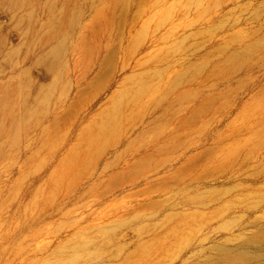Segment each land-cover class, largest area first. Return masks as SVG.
<instances>
[{
  "label": "rangeland",
  "instance_id": "obj_1",
  "mask_svg": "<svg viewBox=\"0 0 264 264\" xmlns=\"http://www.w3.org/2000/svg\"><path fill=\"white\" fill-rule=\"evenodd\" d=\"M116 1L0 0V264H205L264 223V49L224 63L264 0Z\"/></svg>",
  "mask_w": 264,
  "mask_h": 264
},
{
  "label": "bare ground",
  "instance_id": "obj_2",
  "mask_svg": "<svg viewBox=\"0 0 264 264\" xmlns=\"http://www.w3.org/2000/svg\"><path fill=\"white\" fill-rule=\"evenodd\" d=\"M115 1L116 0H114V2ZM126 1L127 0H119V2L123 4ZM58 21H60V19H58ZM53 23H54L53 29L58 28L55 26L58 23L55 24L56 21H54ZM59 46L52 47L49 55H47L48 57L50 56V59L45 57V60L49 59L47 66H50L49 67L50 69L52 68L51 66L55 64V60L59 57V54L61 52L60 51L61 45ZM258 48L264 49V38L248 45L242 50L231 53L224 62L225 66L227 68L229 67L233 68V67L240 65L245 59H247L246 57L248 55H250L252 52H255V50ZM148 89H149V85L145 81L140 82L137 88L133 91V97H139ZM9 112L10 111H9L8 101L6 99H4V101H0V119L5 117L7 114H9ZM14 121H16V119H14ZM21 127H22L21 121L17 120L13 128V132H12L13 136H15L18 133ZM104 128L107 129V126H105ZM263 243H264V223H262L253 234L245 238L244 241L241 242L240 244L236 246H232V247H229L226 245L218 246L217 255L207 260L205 264H258L257 263L258 253L256 252L255 249L254 250L250 249L251 248L250 246L256 245V244L257 245L263 244Z\"/></svg>",
  "mask_w": 264,
  "mask_h": 264
}]
</instances>
